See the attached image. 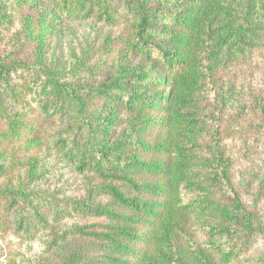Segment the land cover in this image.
<instances>
[{"label":"trees","instance_id":"trees-1","mask_svg":"<svg viewBox=\"0 0 264 264\" xmlns=\"http://www.w3.org/2000/svg\"><path fill=\"white\" fill-rule=\"evenodd\" d=\"M116 1L54 0L53 6L68 20L112 26L119 22ZM149 3L123 1L131 54L153 56L158 50L167 67L164 75L149 82L154 95L130 91L122 102L140 120L139 129L133 124L130 134L121 139L142 152L137 157L123 155L119 144L102 145L91 103L78 89L81 81L95 74L97 64L88 62L96 50L89 47L81 57L75 55L68 71L50 65L42 79L32 80L25 89L17 92L12 87L11 96L23 91L26 99L31 94L42 115L49 118L44 130L53 140L46 151L52 150L76 173L87 175L89 196L98 191L112 200L98 207L78 198L49 200L32 193L27 183L18 181L15 187L9 181L6 210L18 216L14 219L23 239L39 240L44 247L32 264H240L242 253L261 240L264 229H256L254 211H247L242 222L232 220L238 198L232 178L235 161L228 159V150L222 147L231 132L245 129L242 123L227 120L229 109L243 101L245 93L239 85L230 87L221 81L211 91V101L207 96L219 71L228 70L261 46L264 0L176 1L181 10L165 40L168 48L153 41L156 31ZM112 85L106 97L119 89L116 82ZM13 121L8 120L9 132L3 137L20 140L17 130L22 124ZM55 121L58 127L53 135L50 129ZM151 127L164 129L161 138L143 137ZM214 133L218 146L213 152L208 136ZM147 152L151 156L144 159ZM145 195L153 199L147 201ZM74 215L101 217L109 223H63Z\"/></svg>","mask_w":264,"mask_h":264},{"label":"rangeland","instance_id":"rangeland-1","mask_svg":"<svg viewBox=\"0 0 264 264\" xmlns=\"http://www.w3.org/2000/svg\"><path fill=\"white\" fill-rule=\"evenodd\" d=\"M123 1H116L115 17L119 22L105 26L93 20L71 21L62 17L55 12L54 0H0V262L3 264H30L44 248L39 240L23 239V234L18 232V221L14 219L18 216L6 210L10 198L5 196V188L9 181H13L15 187L19 185L18 181L27 183L32 193L49 200L54 197L58 201L66 197L78 198L87 200L93 207L112 201L98 191L89 196L87 175L76 173L52 150L46 151L49 141L53 140L48 139L47 130H44L50 125L49 118L42 115L31 94L26 99L22 98L23 91L16 97L11 96L12 87H17V92L18 88L25 89L32 80L42 79L50 65L68 71L76 61L75 55L81 57L84 49L89 47L96 50L94 58L88 62V65L97 64L95 74L81 81L78 89L91 103L95 129L104 141L102 145L119 144L120 152L130 155L131 159L142 153L131 144L121 142L130 134L133 124L136 131L140 127V120L130 114L122 102L126 101V92L130 91L154 95L156 90H150L149 82L155 76L164 75L167 67L158 50L153 51V56L131 54L123 24L126 16ZM176 1L179 0H150L149 3L151 26L156 31L153 41L161 47L168 48L165 40L176 27L175 18L181 10ZM138 76H141L139 80ZM221 81L230 87L239 85L245 93L244 100L235 103L227 115V120L242 123L245 129L239 130L238 134L231 132L227 144L222 145L228 150V159L235 161L232 178L238 198L232 220L242 222L247 211H254L253 222L256 229L261 230L264 229V38L261 46L246 59L217 73L207 100H212L214 92L211 91L216 90ZM114 82L119 89L106 97V91ZM102 88L105 92H100ZM10 119L22 124L17 130L21 133L20 140L3 137L9 132L7 123ZM57 123L55 121L54 129H50L53 135ZM234 128L231 125V131ZM163 132L164 129L151 127L142 135L150 141L161 138ZM134 135L138 138V132ZM208 139L209 149L214 152L218 146L216 133ZM150 156L147 152L143 158ZM94 183L99 181L94 180ZM143 199L149 201L153 197L145 195ZM87 222L109 223L101 217L82 219L79 215L63 221L67 226ZM200 238L207 242L203 235ZM259 238L261 240L254 249L242 253L240 264H264V233H260Z\"/></svg>","mask_w":264,"mask_h":264}]
</instances>
